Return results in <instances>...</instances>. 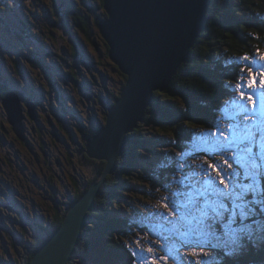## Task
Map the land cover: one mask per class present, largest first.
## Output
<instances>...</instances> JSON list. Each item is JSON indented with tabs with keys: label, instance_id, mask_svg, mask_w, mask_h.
<instances>
[{
	"label": "trees",
	"instance_id": "16d2710c",
	"mask_svg": "<svg viewBox=\"0 0 264 264\" xmlns=\"http://www.w3.org/2000/svg\"><path fill=\"white\" fill-rule=\"evenodd\" d=\"M53 1L56 4L58 1L57 10L54 4L51 8L45 7L51 17L52 26L47 25L50 31L42 33L36 29L31 39H40L48 43V47L52 42L54 45L55 40H61L63 45L58 43L59 48L74 58L81 56V46L86 52L88 46L89 54L95 52L96 43L119 75L117 89L102 88V97L95 90L97 105L103 101L108 109L120 96L126 75L108 58V45L98 29V22L107 17L103 7L105 0ZM38 14L41 17L43 11L39 10ZM32 21L34 25L41 22ZM0 31L2 33L1 28ZM25 32L24 29L17 31V37L13 38L9 34L8 38L0 35V43L15 54L22 53L19 50L22 45L24 51L36 55L38 63L49 70L48 63L41 59L44 55L35 53L37 48L25 38L30 32L26 29ZM62 56L66 60L69 55L61 53L60 58ZM7 57L10 59V55ZM262 57L264 0H208L205 23L187 59L180 64L168 87L153 93L142 120L127 134L124 151L116 159L114 171L101 181L106 162L86 152L87 139L106 124L107 109L102 111V108L99 113L102 125L98 130H91L86 139L88 130L82 129L84 135H78L81 144L77 145L75 157L61 149L59 161L67 168L63 176L74 187V193L64 208L63 184L58 181L59 192L53 194L55 200L50 207L45 205L43 211V217L50 215V224L39 217L33 225L42 236L32 237L33 231L21 224H14L10 235L4 231L9 223L0 225L1 243L5 246L8 240L12 242V253H8L4 264H29L37 248L59 228L68 208L98 181H101L100 190L88 212L89 221L66 264H139V258L126 242L130 234L133 238L139 233L154 234L157 239L154 254L162 258L168 255L176 264H264V234L246 231L242 237L244 246L239 249L231 243L235 224L245 226L264 219V92L261 94L258 78L264 65ZM18 62H13L16 70ZM64 71L61 70L67 80H76L73 73ZM80 155L87 156L89 161L81 159L78 165ZM187 160L191 165L188 166ZM88 162L93 164L87 166ZM75 168L85 180L84 187L77 185L73 177L77 175ZM85 169L89 171L86 173ZM221 169L238 173L237 180L226 179L237 195L226 214L235 222L224 220L216 236H209L202 225L204 214L212 207L215 197L208 189L213 182L217 190L224 188L219 184L220 177L216 176L218 171L224 176ZM177 176L188 183L178 193L170 185ZM155 187L166 193L157 199L162 198L168 205L179 196L185 198V211L175 207L173 217L165 221L166 225L174 227L172 233L166 235L140 221L142 226L135 229L132 221L131 228L128 215L119 212L121 208H129L134 214V204L141 206L136 201L142 196L151 197L154 189L158 190ZM239 204L247 209L244 219H241ZM187 248L196 249L199 256H187L183 252ZM150 262L153 264L154 260Z\"/></svg>",
	"mask_w": 264,
	"mask_h": 264
},
{
	"label": "flooded vegetation",
	"instance_id": "af4514ba",
	"mask_svg": "<svg viewBox=\"0 0 264 264\" xmlns=\"http://www.w3.org/2000/svg\"><path fill=\"white\" fill-rule=\"evenodd\" d=\"M50 2L55 5L56 9L54 8V10H57L58 1L57 4L53 0H50ZM50 2L49 0H0V13L6 18L2 20V23L5 24L7 32L13 30L17 34V31L22 29H24V33H26V29L33 34L37 32L36 29L42 33L47 32V30L50 31L47 26L35 28L32 21V19H41L51 25L50 14L45 8H51ZM39 10L43 11L41 17L38 14ZM9 13L17 20L11 21ZM43 16L47 21L44 20ZM54 42V45L53 42L50 44L51 47H46L44 58L41 57L44 61H49L56 69L55 75V70L52 71L49 67L48 71L50 73L51 71L54 72V77L51 78L42 72L41 68L43 66L36 60V55L33 56L31 53L22 51L31 60L32 68L36 71V74L30 73L31 70L26 68L24 72H21L20 62L17 64V70L14 69L12 60L8 59V62H6L5 58L0 55V71L5 76L4 79L0 75V108L2 109L0 111V222L3 224H6L8 220L12 224H21L26 228L25 223H22L23 218L35 223L39 218L36 211L37 206L40 209L43 208V204L50 207L55 200L53 194L59 192L58 181L66 189L67 196L63 201V206L64 208L67 207L73 196L74 187L63 176L64 169L67 168L64 163L61 165L59 155L62 149L66 150L70 156L75 157V152L79 148L70 144L68 131L73 126L77 127L84 135L82 129H86L89 133H85V139L88 138L91 135V130H98L102 125V114H99L101 109L103 108L102 111L107 109L105 102L102 101V104L97 105V101L94 99V96H96L95 90L99 91V95L102 97V87H100L101 84L97 82L98 78L93 72L98 73L103 83H105V77L107 78L101 68L102 65L109 64L103 51L98 49L96 43L94 44L96 51L92 54H89L91 51H88V46L87 52L81 46V56L74 58L68 52L62 51L63 48H60L62 54L69 55L64 60L63 56L60 58L61 53L56 51V47H59L58 41L55 40ZM35 53L42 55L38 50ZM60 61H63V63ZM61 70L73 73L76 80H67ZM60 75H62V79H58V76L61 78ZM41 79H43L44 84ZM94 86L99 88H94ZM77 92L81 93V101L78 102L76 98L80 96V93L77 95ZM6 95H9V106L15 114V120H19L16 127L10 121V115L3 105V99ZM82 95H88L89 100H85V102ZM101 97L100 99H102ZM81 103L83 104L82 110L80 109ZM60 106H62V109H60ZM46 131L50 133L55 144H51L45 139L44 133ZM75 142L77 145L81 144L78 136L75 137ZM86 157L80 155L79 160L76 158L78 160L77 164L79 165L81 159L89 161ZM13 168L18 171L16 176L12 173ZM9 174L13 177L8 176ZM76 174L73 177L77 185L84 187L85 180L82 174L77 172ZM8 193H11L12 197ZM29 193H38V203L33 196H29ZM29 199L30 201H27ZM3 208L14 214L5 215L2 213ZM30 208L32 212H30ZM16 211L19 217L15 214ZM21 214L24 217H21ZM40 217L45 221V224H50V215L45 214L44 217L43 215ZM29 229L33 231L31 236L41 234V231L36 230L34 226ZM4 231L11 235L9 226L6 227L5 225ZM0 237H2L1 232Z\"/></svg>",
	"mask_w": 264,
	"mask_h": 264
},
{
	"label": "water",
	"instance_id": "95a60500",
	"mask_svg": "<svg viewBox=\"0 0 264 264\" xmlns=\"http://www.w3.org/2000/svg\"><path fill=\"white\" fill-rule=\"evenodd\" d=\"M208 0H105L107 17L98 23L108 58L126 75L120 96L107 109L106 124L87 139L86 152L104 160L101 181L116 167L126 136L142 120L155 91H163L187 57L205 23ZM3 104L17 126L9 106ZM92 183L67 210L57 230L37 248L29 264H66L100 190Z\"/></svg>",
	"mask_w": 264,
	"mask_h": 264
},
{
	"label": "rangeland",
	"instance_id": "374dc122",
	"mask_svg": "<svg viewBox=\"0 0 264 264\" xmlns=\"http://www.w3.org/2000/svg\"><path fill=\"white\" fill-rule=\"evenodd\" d=\"M49 2H50V0H49ZM50 6L51 7H53V5H52V3L50 2ZM43 18H44V20H46L45 19V16H43ZM39 21H41V22H38L36 25H35V28H37L39 25L41 26V24H42V27H46L47 25L48 26H52V25H49V23L47 24V23H45L43 20H41V19H39ZM47 21V20H46ZM55 29H57L56 27H55ZM59 29H62V28H59ZM63 31V30H62ZM65 31V30H64ZM8 32H7V28L5 27V28H3L2 29V33H0V35H2L3 37H5V38H8ZM33 35V33H29V35H27L26 34V39H28V41L29 42H32V41H35V40H33V39H31V36ZM11 36V35H10ZM9 36V37H10ZM37 37H41V35H36ZM56 39H58V35H56ZM38 43H39V47L38 46H36V48H37V50L38 51H40L41 53H42V55H45V52H46V47L48 48V46H49V44L48 43H45L44 41H41L40 39H39V41H38ZM58 43L60 44V45H63V42L61 41V40H59L58 41ZM16 44H19V42H17ZM1 50H4L5 52H9V55H10V60H12V62H15L16 60L17 61H20V71L21 72H24V69L26 68L27 70H31V72L30 73H33V74H36V71L32 68L33 67V65L31 64V60L27 57V54H24V53H19V52H17L16 54H18V55H16L15 54V52L14 51H11V49L8 51V49L6 48V47H4L1 43H0V51ZM19 50L22 52V51H24L25 49H24V47L21 45L20 47H19ZM56 51H58V52H60L61 53V50H60V48L57 46L56 47ZM91 51V50H90ZM17 57V58H16ZM24 60V61H23ZM22 61H23V63H22ZM46 63H48V66L50 67V70H52V71H54L55 72V75H56V69L52 66V64H50V62L49 61H45ZM264 63V62H263ZM52 66V67H51ZM8 67V66H7ZM101 68L103 69V72L107 75V78L105 77V79H104V81H105V83H103V82H101V79H100V77H99V75H98V73L96 72V71H94L93 73H94V75L98 78L97 79V82L99 83V84H101L100 85V87H102L103 89H104V87H107L108 89L109 88H115V89H117L118 88V79H119V75H118V73L114 70V68L112 67V64L110 65V64H107L106 63V65H102L101 66ZM54 69V70H53ZM41 70H42V72H44L45 74H47V75H49L50 76V78L51 77H54L53 76V74H54V72L52 73V71H51V73L48 71V70H46L44 67H42L41 68ZM98 71V70H97ZM65 72H67V71H65ZM261 72H262V75H260L258 78H261V80L259 81V84H260V86H262V87H264V83H262V81H264V65H263V70L261 69ZM60 74V73H59ZM0 75L1 76H3L4 77V79H5V76L2 74V73H0ZM61 76V78L58 76V79H62L63 77H62V75H60ZM54 80H55V78H54ZM41 81H42V83L44 84V81H43V79H41ZM55 82H56V80H55ZM94 88H99V87H97V86H94ZM264 91V90H263ZM81 92V91H80ZM79 92V93H80ZM79 93L77 92L76 94L77 95H79ZM82 93V92H81ZM81 93H80V96H77V98H76V100H77V102L78 101H81L80 99V97H81ZM261 93H262V91H261ZM87 97V96H86ZM79 104V103H78ZM80 106V105H79ZM82 106H83V104L81 103V107H80V109L82 110ZM60 109H62V106H60ZM2 109L0 108V111H1ZM71 111V110H70ZM0 115H1V112H0ZM79 120V119H78ZM77 120V121H78ZM34 123V122H33ZM30 124H32V123H30ZM65 130H67V129H65ZM100 131V130H99ZM68 133H69V137H70V139H69V142H70V144H72L73 146H75V147H77V143L75 142V137H77L81 132L78 130V128L77 127H73L72 126V129H70L69 131H68ZM67 133V134H68ZM99 133V132H98ZM72 135H74L73 137H72ZM44 137H45V139L47 140V141H49L51 144H55L54 143V139L51 137V135H50V133L48 132V131H46L45 133H44ZM82 139V138H81ZM58 146H60L59 144H58ZM187 163H189L188 164V166L189 165H191L190 163L191 162H188V160H187ZM90 164H93V163H91V162H88L87 163V166H89ZM86 166V167H87ZM86 173L88 172V170H84ZM186 172H188V171H186ZM12 173H13V175L14 176H16L17 174H18V171H17V169L16 168H13L12 169ZM58 173H59V170H58ZM13 175H8V176H10V177H13ZM183 179H185L186 181H187V179L186 178H183ZM194 181H196V182H198V178H196V177H194ZM170 185H172V186H175V187H178V190L179 189H181V187L182 186H184V185H187L188 186V183L187 182H185V183H183L182 181H181V178L180 177H176V179L172 182V184H170ZM134 186H136V185H134ZM140 186V185H139ZM167 186V185H166ZM155 188H157V187H155ZM158 189V188H157ZM160 190V191H159ZM165 190H167V189H165ZM61 192L63 193V195H64V197L66 198V196H67V192H66V189H65V187H63V189L61 188ZM8 195L9 196H11L12 197V194L11 193H8ZM29 196H33L34 197V199H35V201L38 203V200H37V197L39 196L38 195V193H29ZM128 196V195H127ZM159 196H166V193L165 192H163V190L161 189V188H159L158 190H155L154 189V192L152 193V196L151 197H146V196H142L141 198H140V200H137L138 201V203H141V205H143V206H146L145 207V209L146 210H144V211H142L141 210V212H143V214H145L146 216H150V217H153V218H156V219H166V218H162V217H157V215H158V213H156L155 212V209H157V207H158V201H161V200H157V197H159ZM63 197V199H65ZM27 201H30V199L29 200H27ZM123 206V205H122ZM42 207L44 208L45 207V205L43 204L42 205ZM239 207H240V210H241V214L242 213H247V209H244L243 207H242V205L241 204H239ZM40 209L39 208V206H37V216L38 217H40V216H42L43 215V211H44V209ZM30 210V212H32V209L30 208L29 209ZM12 211V210H11ZM119 212L121 213V214H123V215H128V218H129V220H130V222H131V224H132V221L134 222V228L136 229V227L137 226H142V225H140L139 224V222H138V220H136L135 218H134V214H132V211H131V209H129V208H121L120 210H119ZM2 213H4L5 215H8V214H14L13 212H8L7 210H5L4 208L2 209ZM42 213V214H41ZM133 213H136L137 215H136V218H138V215L139 216H141V220H142V224H144V217H143V214H141L140 213V210H139V208L134 204V208H133ZM18 217H19V214H18V212L16 211V213H15ZM21 217H24V215H22L21 214ZM244 219V218H243ZM262 219V218H261ZM7 220V219H6ZM23 221H22V223H25L24 225H25V227L26 228H32L33 227V225H34V222H31V221H28V220H25V218H23L22 219ZM167 220V219H166ZM6 222H8L9 223V226H10V228H11V230H12V226L14 225V224H12L11 222H9L8 220L6 221ZM28 222H30L31 224H29ZM2 223H0V225H1ZM251 224H252V226H251ZM251 224H246L245 226H241V225H239V224H235V226H233V229H234V238L233 239H231V243L232 244H235V245H237L238 246V249H239V247L240 248H242L243 246H244V241L242 240V237H243V235H245V233H246V231H251L252 233L253 232H257L258 231V233L260 234V235H263L264 234V219H262V220H255V221H253ZM16 225V224H15ZM31 226V227H30ZM240 229H243V230H240ZM174 230V227H172V231ZM167 231H168V228H162L161 229V231L160 232H162L163 234H167ZM39 235L40 236H42L40 233H39ZM34 236V235H33ZM32 236V237H33ZM171 236L173 237V234H171ZM130 241V242H129ZM156 241H157V239L155 238V237H153V236H151V235H149V234H144V233H139V235L136 237V236H134L133 238H132V234H130V237H129V240H126V242H127V244L131 247V249H132V251H134V253L136 254V256L139 258V264H152L150 261L151 260H154V263L153 264H176L174 261H172V260H170L169 259V257H168V255H166V257L167 258H162V255H158V256H156L155 254H154V250L156 249ZM11 246H12V242L10 241V240H8V243H6V245L4 246L2 243H1V240H0V264H4L5 263V261L6 260H8V257H7V254L8 253H12L11 251H12V248H11ZM19 248H21L20 247V245L18 244L17 245ZM22 246V245H21ZM10 249V250H9ZM23 249V248H22ZM148 249H152V251L151 252H149L148 251ZM183 252H185L186 254H187V256L188 255H192V256H195V255H197V256H199L198 255V252L196 251V249H192V248H187V250L186 249H184L183 250ZM11 256H13V255H11ZM159 259V260H158ZM189 263V262H188Z\"/></svg>",
	"mask_w": 264,
	"mask_h": 264
},
{
	"label": "snow or ice",
	"instance_id": "6c2138e0",
	"mask_svg": "<svg viewBox=\"0 0 264 264\" xmlns=\"http://www.w3.org/2000/svg\"><path fill=\"white\" fill-rule=\"evenodd\" d=\"M245 59H247V57H245ZM262 59H264V57H262ZM262 83H264V81H262ZM250 86H251V81H250ZM229 167L231 166L229 165ZM221 171L224 172V176L221 177V172L219 171L216 172V176L220 177L219 184L224 185V188L222 190H217L213 182V184L208 189L209 191L212 192L213 196L215 197L212 207L209 209L207 213L204 214V221L202 225L209 236H216L217 232L220 231L221 225L224 220L227 219L229 223L235 222L234 218L227 216L226 214L229 212L231 204L233 203L234 198H237V195L236 192L232 190L229 183H226V179L231 177L232 180L235 181L238 178V173L237 172L230 173L227 171V169H221ZM209 180H211V178H209ZM225 185H227V187ZM246 215L247 214L242 213L241 219L245 218ZM148 251L151 252L152 249H148Z\"/></svg>",
	"mask_w": 264,
	"mask_h": 264
},
{
	"label": "bare ground",
	"instance_id": "6f19581e",
	"mask_svg": "<svg viewBox=\"0 0 264 264\" xmlns=\"http://www.w3.org/2000/svg\"><path fill=\"white\" fill-rule=\"evenodd\" d=\"M123 151H124V149H123ZM123 151H122V153H123Z\"/></svg>",
	"mask_w": 264,
	"mask_h": 264
}]
</instances>
